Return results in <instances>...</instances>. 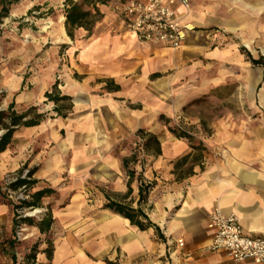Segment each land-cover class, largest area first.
I'll use <instances>...</instances> for the list:
<instances>
[{"label": "crops", "instance_id": "crops-1", "mask_svg": "<svg viewBox=\"0 0 264 264\" xmlns=\"http://www.w3.org/2000/svg\"><path fill=\"white\" fill-rule=\"evenodd\" d=\"M189 3L188 11L175 7L177 19L188 29L178 50L138 43L122 29L117 8L109 2L99 6L102 20L91 36L79 29L70 40L61 16L60 44L69 49L67 55H76L72 74L77 78L61 75L58 89L71 99L72 110L66 118L53 115L15 134L0 154V184L35 157L41 161L53 154L34 174L38 183L45 180L48 188L65 190L62 177L67 173L81 186L92 180L110 194L95 198L94 206L74 195L66 211L51 212L54 224L48 234L57 227L55 221L66 220V238L53 247L50 262L39 254L37 264H233L223 254L206 251L214 211L236 217L246 235L264 237V118H258L253 98L258 70L236 42L239 36H249L252 43L264 35V0ZM251 59L256 60L253 55ZM230 81L238 84L239 92L248 88L250 118L231 116L215 124L211 135H193L192 144L170 135L160 122V117L169 126L182 120L198 129L196 102ZM54 85L53 79H44L36 90H29L16 71L0 72V92L8 95L1 110L13 103L48 106L52 112L54 105L43 102ZM139 130L156 136L160 155L149 154L143 171L134 166L126 198L128 177L122 159L130 157L129 145ZM200 143L204 151L196 162L190 145ZM66 156H73V163L66 164ZM186 156L188 162L180 166ZM190 169L192 175L184 177ZM139 175L144 183L154 184L141 207L159 235L153 229L139 231L103 209L106 198L136 208ZM12 220L11 209L0 204V242L11 237Z\"/></svg>", "mask_w": 264, "mask_h": 264}, {"label": "rangeland", "instance_id": "rangeland-1", "mask_svg": "<svg viewBox=\"0 0 264 264\" xmlns=\"http://www.w3.org/2000/svg\"><path fill=\"white\" fill-rule=\"evenodd\" d=\"M126 2L127 0L109 1V3L113 4V7L117 8L115 11L118 14ZM63 3L64 0H20L17 5L10 8L8 16L0 20V72L5 70L16 71L19 77L24 79V86L29 88V90H36L41 80L53 79L59 93L58 86L62 79L61 75L77 78L76 75L72 74L76 55H67L69 49L67 46L60 44L61 39L58 35L59 29L62 28L59 21L63 15V8L61 7ZM92 34H94V31ZM237 39L238 41L235 39L234 41L238 42V50L245 58L251 59V55H253L256 58L255 61L260 63V66L253 65L258 70V87L253 91V98L256 100L258 118L261 119L264 118V35H260L252 43L249 36H239ZM244 83L246 84L247 81L244 80ZM248 83H250L249 79ZM237 87L238 84L230 81L226 86L210 91L204 99L196 102L198 116L201 118L198 129L195 126L185 124L182 120L171 124V126L180 127L188 131L192 136L200 133L202 135H211L215 124L230 119L231 116L237 118L241 116L244 119L250 118L252 109H250L247 102V100H250V92H245L248 89L245 86H243L244 90L239 92L236 90ZM0 91H2L1 88ZM7 96L6 93L0 92V110L5 105ZM30 106L16 105L15 108L18 113H21ZM47 107L39 106L40 112L48 114V118H53L54 112H51V109L46 110ZM254 115L256 116V114ZM138 143H140V140L135 135L131 145H129L131 151L136 148ZM50 156L48 158L45 154L44 159H41V161H38L35 157L36 160L26 163L27 167L24 170V176L32 169L39 171L43 164L48 165V161L54 158L53 154ZM140 160H143L142 156ZM73 161V156H66V164L73 163ZM38 163L39 167L36 166ZM11 175L9 174L5 177L4 181L10 180ZM62 178L66 179L64 183L65 190L52 188L56 194L49 200L42 201L43 209L26 210L24 217H33L39 221L42 217L40 214L46 213L45 208L47 206H49L50 212L55 215L63 213L69 205V199L74 195L83 196L90 201L86 205L94 206L93 201L95 198L110 194L108 189L97 185L92 180H88L86 183L82 182L81 186V182L77 180V177L72 176V178H69L67 173H64ZM33 179L35 180L34 176ZM48 185L50 184L46 183L45 180H40L35 189L48 188ZM62 193L65 196H62ZM65 221H55L57 222V227L47 235L34 234L32 228L22 226L15 237V264H32V259L29 257L34 246L38 249L35 255L36 264L39 252L46 249L48 243L51 244L53 251V247L66 238V234L63 233ZM0 264H12L9 253L4 256L0 255Z\"/></svg>", "mask_w": 264, "mask_h": 264}, {"label": "trees", "instance_id": "trees-1", "mask_svg": "<svg viewBox=\"0 0 264 264\" xmlns=\"http://www.w3.org/2000/svg\"><path fill=\"white\" fill-rule=\"evenodd\" d=\"M20 0H0V20L5 19L10 11V8L17 5ZM110 0H81V2H74L73 0H64L63 3V17H64V29L66 36L73 40L74 32L81 29L85 31L89 36L92 35L95 26L102 20V15L99 11V6H105ZM252 65L260 66L259 61L250 59ZM45 103H52L54 105L53 112L56 117L66 118L71 110V99L67 96L61 95L57 91L56 85L52 87L50 92L44 94ZM39 107L31 106L25 111L18 113L15 110L14 104H10L5 110H0V154L3 153L14 141L15 134L22 128H33L39 126L48 117L45 113L40 112ZM160 122L165 124L167 132L177 139L187 140L192 142V135L182 128L177 126H169L168 121L164 117L159 118ZM136 137L140 140V143L136 145V148L132 150L129 158L122 159V167L127 174V193L126 198L130 196L131 189L130 183L135 177L134 166L140 165L143 171L145 166V158L149 154L160 155V144L155 135L150 134L144 130H139L136 133ZM192 144V143H191ZM192 150L196 152L194 161H199L201 153L204 151L203 145L200 143L196 145H190ZM143 160H140V157ZM189 156L182 158L179 162L180 166H184L188 162ZM24 165L20 170L12 174L10 180H5L0 184V204L8 206L13 214V226L11 237L0 242V255L9 253L12 264H15L16 258L14 254L15 237L22 228V226L28 228H35L40 235H47L50 231L54 220L51 216L50 208L47 206L46 213L40 214L42 217L37 221L33 217H24L26 210H42V201L52 198L56 192L51 188L35 189L38 184L37 180L33 179L36 169H32L24 176ZM202 169V166H200ZM141 171V173H142ZM185 176L192 175V170L185 171ZM139 188L137 207L134 208L131 203L116 202L106 198V203L103 205L104 210H108L120 217L129 221L132 227H135L139 231H146L153 229L156 234L159 235V229L155 226L143 212L142 204L146 202L149 191L153 188L154 184L144 183L139 175ZM14 196V197H13ZM37 247H32V253L29 258L32 259V264L35 263V255L37 254ZM40 254H45L48 262L51 261L52 248L48 243V247ZM50 264V263H46Z\"/></svg>", "mask_w": 264, "mask_h": 264}, {"label": "built area", "instance_id": "built-area-1", "mask_svg": "<svg viewBox=\"0 0 264 264\" xmlns=\"http://www.w3.org/2000/svg\"><path fill=\"white\" fill-rule=\"evenodd\" d=\"M176 6L190 9L189 0H127L119 22L138 43L178 50L188 29L177 19ZM207 228L213 233L207 252L223 254L233 264H264V237L246 235L236 217L214 211Z\"/></svg>", "mask_w": 264, "mask_h": 264}]
</instances>
